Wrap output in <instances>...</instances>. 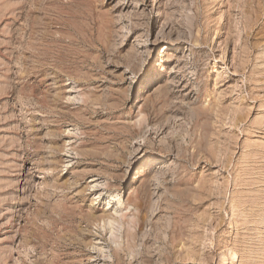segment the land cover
Returning <instances> with one entry per match:
<instances>
[{
    "label": "rangeland",
    "instance_id": "374dc122",
    "mask_svg": "<svg viewBox=\"0 0 264 264\" xmlns=\"http://www.w3.org/2000/svg\"><path fill=\"white\" fill-rule=\"evenodd\" d=\"M0 264H264V0H0Z\"/></svg>",
    "mask_w": 264,
    "mask_h": 264
},
{
    "label": "bare ground",
    "instance_id": "6f19581e",
    "mask_svg": "<svg viewBox=\"0 0 264 264\" xmlns=\"http://www.w3.org/2000/svg\"><path fill=\"white\" fill-rule=\"evenodd\" d=\"M112 198H113V201H114V202H116V201H118V203L121 202V198H119L118 196H112ZM118 203H117V204H118ZM116 206H117V205H116ZM117 207H118V206H117ZM121 210H122L121 208L118 209V210H117V213H121ZM121 215H123V214H121ZM232 252H233V253H232V255H231V258H237V257L239 256L238 249H233Z\"/></svg>",
    "mask_w": 264,
    "mask_h": 264
}]
</instances>
